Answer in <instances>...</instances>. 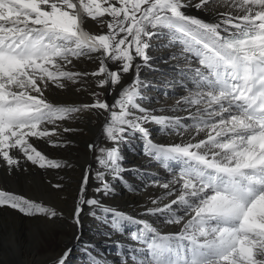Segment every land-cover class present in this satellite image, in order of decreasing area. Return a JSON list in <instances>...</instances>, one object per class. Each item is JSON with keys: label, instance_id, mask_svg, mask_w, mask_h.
Segmentation results:
<instances>
[{"label": "snow or ice", "instance_id": "obj_1", "mask_svg": "<svg viewBox=\"0 0 264 264\" xmlns=\"http://www.w3.org/2000/svg\"><path fill=\"white\" fill-rule=\"evenodd\" d=\"M193 9L207 18L190 14ZM88 19L95 32L86 30ZM153 40L175 49L170 59L179 81L140 77L142 67L152 68ZM82 59L98 60V68L69 69ZM89 76L98 89L90 93L91 103L63 105L48 98L65 82L75 85ZM177 82L187 94L175 105L154 109L142 103V89L171 90ZM105 90H118L113 103L102 98ZM93 110L104 116L107 143L87 145L96 168L93 176L89 164L78 182L70 213L76 226L85 208L94 218L102 215L108 239L119 233L137 245L128 250L131 264H264V0H0V165L9 174L22 160L41 169L70 167L42 154L30 138L57 146L50 139L59 134L57 122ZM150 124L169 142H154ZM130 138L140 140L149 163L170 178L126 168L120 145ZM125 172L139 176L144 188L164 190L149 197L151 207L141 215L177 225L178 232L162 234L152 222L103 203L101 197L115 194V181L139 191ZM0 207L28 217H63L4 190ZM71 252L66 248L51 264H67ZM89 255L92 264H101ZM122 264H128L127 255Z\"/></svg>", "mask_w": 264, "mask_h": 264}, {"label": "bare ground", "instance_id": "obj_2", "mask_svg": "<svg viewBox=\"0 0 264 264\" xmlns=\"http://www.w3.org/2000/svg\"><path fill=\"white\" fill-rule=\"evenodd\" d=\"M223 10V9H221ZM190 14L207 18L206 14L197 13L194 9ZM86 30L95 32V22L86 20ZM107 29H103L106 31ZM166 40H153V47L150 54L153 57L152 68L142 67L140 77L150 83L162 84L164 80L172 78L179 81L177 71L174 69L175 61L170 59L175 49L165 48ZM167 59L168 63L161 62ZM139 62V61H137ZM99 62L91 60H80L75 66H69L73 71L92 72L98 68ZM154 69H158L154 70ZM134 75V74H133ZM125 82H130L131 76L125 75ZM96 78L85 77L77 84L65 82L68 86L64 89H53L48 93V98L63 105L79 106L92 102V91H97ZM77 88L80 90L77 91ZM144 100L142 103L150 108L168 109L176 104V101L186 95L184 88L177 82L171 90L163 88L148 87L142 89ZM167 91L168 95L163 93ZM160 93V94H159ZM118 96V90L108 95L105 90L104 97L109 103H113V97ZM159 114V113H158ZM171 114V113H166ZM178 115L186 116V112H178ZM190 122V121H189ZM104 116H98L93 112H79L73 114L68 120L58 121V135L50 139L57 142L53 146L48 139L30 138L33 146L46 155L49 159H57L64 162L66 166L62 169H41L36 165L22 160L21 167L14 169L9 174L5 166L0 165V190L22 195L42 203L47 207L55 208L63 213V217L49 220L44 216L25 217L16 210L8 207H0V264H51V261L66 248H72L67 264H89L91 258H87L89 252L99 258L101 264H122L127 255L128 264H131V255L128 254L130 247L137 246L134 241L125 235L112 233L108 239L107 233L110 229L100 219L89 214L85 208L81 214V224L76 226L70 219L76 196L78 182L82 171L89 164L93 167V176L96 164L93 153L87 145L95 143L104 146L107 142L104 139L102 128ZM52 128L53 125H48ZM71 128L75 131L64 132L63 129ZM152 139L154 142L167 143L170 138L159 132V127L150 124ZM175 137V142H179ZM63 145V146H60ZM120 151L124 157L123 164L126 168L139 167L151 172H159V179L170 178V175L161 169L155 162L149 163L143 154L142 142L138 139H129L127 143L120 145ZM16 154V153H14ZM125 177L135 185L139 191L133 193L126 189V186L119 181L114 182L115 194L109 197H101L103 203L133 217L145 219L158 226L162 234L176 233L179 231L177 225H165L158 218L141 215L144 207H151L149 197L156 198L163 194L160 187L149 186L144 188L139 176L132 172H125ZM61 184L62 188L55 189L53 184ZM94 178L89 183L88 192H93ZM21 214V215H20ZM130 232L131 229H128ZM79 236V240H77ZM104 245L105 249H101ZM87 249V251H86ZM139 255V253H137ZM90 256V255H89Z\"/></svg>", "mask_w": 264, "mask_h": 264}, {"label": "rangeland", "instance_id": "obj_3", "mask_svg": "<svg viewBox=\"0 0 264 264\" xmlns=\"http://www.w3.org/2000/svg\"><path fill=\"white\" fill-rule=\"evenodd\" d=\"M160 88H163V87H160ZM163 89H165V90L168 91V89H166V88H163ZM143 93H145V92L143 91ZM159 94H160V93H159ZM4 191H5V190H4ZM20 215H21V214H20ZM22 216H24V215H22ZM25 217H28V216H25ZM34 217H37V216H34ZM29 218H32V217H29ZM101 249H105L104 245L101 247ZM87 258H91V256L87 255ZM88 263H89V264H92L91 259L88 261Z\"/></svg>", "mask_w": 264, "mask_h": 264}]
</instances>
